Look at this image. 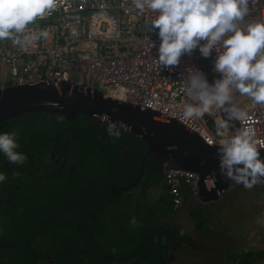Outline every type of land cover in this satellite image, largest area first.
<instances>
[{
    "label": "trees",
    "instance_id": "trees-1",
    "mask_svg": "<svg viewBox=\"0 0 264 264\" xmlns=\"http://www.w3.org/2000/svg\"><path fill=\"white\" fill-rule=\"evenodd\" d=\"M0 132H15L16 151L26 156L23 164H13L0 152V174L5 176L0 182V264H160L168 240L190 242L163 223L165 216L150 215L157 204L126 205L134 198L144 201L143 194L134 197L129 191L139 185L142 191L160 179L156 170L140 179L147 149L141 139L89 117L68 123L41 113L8 119ZM52 149L74 171L63 168L57 177L45 172L36 158ZM127 192L130 196L120 202ZM190 211L196 226L217 224L218 214L208 222L200 208ZM263 260V253L249 252L217 264Z\"/></svg>",
    "mask_w": 264,
    "mask_h": 264
},
{
    "label": "built area",
    "instance_id": "built-area-1",
    "mask_svg": "<svg viewBox=\"0 0 264 264\" xmlns=\"http://www.w3.org/2000/svg\"><path fill=\"white\" fill-rule=\"evenodd\" d=\"M249 7L246 20H264V0H251ZM147 15L134 7L133 0H56L53 10L29 25L31 34L47 30V38L35 41L27 49L10 40L0 41V65L6 69L10 85L69 83L96 88L113 99L175 120L208 145H218V110L201 118L182 116V106L187 102L186 69L202 71L196 50L191 56H182L178 66L156 65L157 49L153 44L158 46L159 39L155 32L146 30ZM210 57L213 61L214 57ZM1 85L7 83L2 79ZM242 97L233 93V101ZM245 98L241 108L249 113L248 123L255 128L257 138L264 141V106ZM166 181L176 208L182 202V186L192 195L197 194L194 174L170 171Z\"/></svg>",
    "mask_w": 264,
    "mask_h": 264
},
{
    "label": "clouds",
    "instance_id": "clouds-1",
    "mask_svg": "<svg viewBox=\"0 0 264 264\" xmlns=\"http://www.w3.org/2000/svg\"><path fill=\"white\" fill-rule=\"evenodd\" d=\"M250 2L133 0L140 13L148 14L146 30L155 32L159 39L158 46L153 44L157 49L156 65L178 66L180 58L191 56L194 50L204 58L214 57L212 70L219 78L211 83L199 69H186L187 102L182 106V116L201 118L213 109L222 112L215 130L219 137V167L245 189L264 183L260 180L264 177V161L259 158L264 141L257 138L255 128L248 123L249 113L232 103L233 93H238L253 104L264 106V20H246ZM55 7L56 0H0V41L10 40L27 49L35 41L47 38V30L31 34L29 25ZM230 121L244 126L230 132ZM18 147L15 132H0V152L10 163L23 164L26 160L24 154L16 151ZM4 179L0 174V182Z\"/></svg>",
    "mask_w": 264,
    "mask_h": 264
},
{
    "label": "water",
    "instance_id": "water-1",
    "mask_svg": "<svg viewBox=\"0 0 264 264\" xmlns=\"http://www.w3.org/2000/svg\"><path fill=\"white\" fill-rule=\"evenodd\" d=\"M196 54L202 72L211 83L218 78L212 70L211 57H202L198 50ZM218 111L221 120L223 114ZM29 113L59 115L68 123L75 122L78 116H85L108 127L113 125L111 129L132 134L145 143V155L152 158L157 164L156 169L165 176L170 171L196 175V196L201 204L219 201L237 184L219 167L218 145H208L175 120L113 99L96 88L76 87L69 83L58 86L41 83L0 87V124ZM105 116L106 120L103 119ZM229 124L230 132L240 127L238 121H230ZM259 158L264 161V149L260 150ZM260 180L264 181V177ZM209 181H212L210 186ZM190 246L198 251L218 250L198 243Z\"/></svg>",
    "mask_w": 264,
    "mask_h": 264
},
{
    "label": "crops",
    "instance_id": "crops-1",
    "mask_svg": "<svg viewBox=\"0 0 264 264\" xmlns=\"http://www.w3.org/2000/svg\"><path fill=\"white\" fill-rule=\"evenodd\" d=\"M183 188L189 190L185 186ZM130 193L125 194L122 198L119 199V201L123 202L125 200V197L130 196ZM139 193L141 192L138 190L134 191V197ZM183 194V202L177 208L174 206L172 207L169 199L165 204L162 203L163 197L159 192L157 193L155 191H149L144 195L145 201L142 202V204L146 202L148 204L158 205V207L154 208L153 210H148L150 211V215L159 217L165 216L163 223H169L172 229L176 228L175 230L177 232L182 233L190 240V242H187L180 238L175 240L172 239L171 242H169L168 240V245L160 260L164 264H217L228 259L231 255L236 254L238 249L236 251H234V249L238 245V237L232 236L227 230L223 232L222 229L221 233L224 235H222L219 240L217 239L214 242H207V239L209 238L215 239L214 234L216 233V231H218L217 228H219L220 226L218 224H210L209 229H207L206 226L202 227V225L196 226L191 217L190 211L194 207L200 208L204 213V218L210 220V215H217L218 212L226 209L231 200H233L232 198H234V196L230 194L224 196L217 202L201 204L198 198L190 194V192L189 194H187L186 192H184ZM132 201L129 203V205L132 204V208H136L137 205H134ZM165 206L167 207L165 208ZM191 243H199L203 246L218 248V250L198 251L190 246ZM167 258L169 259L167 260ZM136 262L137 260H134L133 262L128 264H135Z\"/></svg>",
    "mask_w": 264,
    "mask_h": 264
},
{
    "label": "rangeland",
    "instance_id": "rangeland-1",
    "mask_svg": "<svg viewBox=\"0 0 264 264\" xmlns=\"http://www.w3.org/2000/svg\"><path fill=\"white\" fill-rule=\"evenodd\" d=\"M0 71L4 74L0 76V87L2 79L7 83L6 86H10L6 69L0 65ZM245 103V97L233 101L239 107ZM233 188V200L226 209L218 213V220H214L220 226L214 234L215 239L209 238L207 242L219 240L224 235L221 233L223 229V232L227 230L232 236L238 237L239 242L234 249H238L236 254L252 252L263 253L264 256V183L257 184L252 189H245L240 184ZM259 264H264V260Z\"/></svg>",
    "mask_w": 264,
    "mask_h": 264
},
{
    "label": "flooded vegetation",
    "instance_id": "flooded-vegetation-1",
    "mask_svg": "<svg viewBox=\"0 0 264 264\" xmlns=\"http://www.w3.org/2000/svg\"><path fill=\"white\" fill-rule=\"evenodd\" d=\"M134 155H137V154L135 153ZM124 156L125 157H128L129 155H128L127 152H124ZM137 157H138V155H137ZM36 160H37V163L43 167V169H44L45 172H48L50 175H55L56 177L58 176V172L59 171H61L63 168H67L66 158L64 156L61 157L58 153L54 152V149H52L50 152H48L45 155V157H38V158H36ZM141 164L142 165L144 164V166L142 167L143 169H141V171H142L141 172V178H140L141 180H144L146 178V174H147V172L149 170L150 171L156 170L158 172V175H160V179H159V181L156 184H154V185H152L150 187H146L142 191H140L141 185H139L137 189L133 190L132 192L131 191H129V192H131L132 194H134V191L138 190V191L141 192L140 194L145 195L149 191H152V192L155 191L157 193L159 192L160 195L163 197L162 203L165 204L168 201V199L171 202L170 196H169V192H168V185H167V181H166V176L159 169H156L157 164L152 160V158L149 155L146 156L145 154H144L143 159L141 160ZM74 169H75V166L74 165L72 167H70V168L69 167L67 168V170L70 171V172L74 171ZM136 183L133 184V185H136ZM235 186H236V184L233 185V187H235ZM183 187L184 186H182L181 188H183ZM233 187L231 188L230 192L227 195H230V194L233 193V191H234V188ZM15 188H16V186H15ZM129 192H127V193H129ZM193 196L197 197L196 195H193ZM131 201H129L126 205L132 207L131 206L132 204L129 205V203ZM144 201H145V199H144ZM132 203L134 205L136 204L137 206H140V207H142V205H143L141 202H138V200H136L135 198L133 199ZM125 213H126V211H125ZM169 242H170V240H169ZM168 259L169 258H167V260ZM162 263L163 262L161 261V264Z\"/></svg>",
    "mask_w": 264,
    "mask_h": 264
},
{
    "label": "bare ground",
    "instance_id": "bare-ground-1",
    "mask_svg": "<svg viewBox=\"0 0 264 264\" xmlns=\"http://www.w3.org/2000/svg\"><path fill=\"white\" fill-rule=\"evenodd\" d=\"M209 185V184H208Z\"/></svg>",
    "mask_w": 264,
    "mask_h": 264
}]
</instances>
